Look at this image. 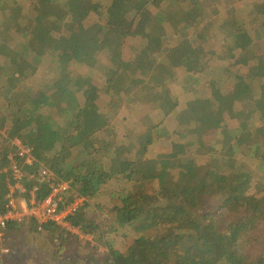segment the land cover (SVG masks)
<instances>
[{"label":"trees","instance_id":"1","mask_svg":"<svg viewBox=\"0 0 264 264\" xmlns=\"http://www.w3.org/2000/svg\"><path fill=\"white\" fill-rule=\"evenodd\" d=\"M236 1L119 0L115 19L103 0L72 1V20L53 26L51 10L65 15L68 0H35V12L17 11V0H0V54L10 53L0 61V209L15 182L2 168L9 164L13 139L29 144L35 158L32 166L22 164L28 172L20 179L25 194L37 185L39 197L45 196L56 180L69 183L67 201L81 195L92 203L111 179L125 186L113 193L119 202L111 206L110 218L105 211L98 214L100 204L86 210L89 202L72 217L93 241L52 225L39 229L34 219H24L3 229L0 258L9 249L18 256L27 235L28 241L39 236L47 248L28 250L34 256L20 264H264V254L248 252L264 223V142L248 144L249 151L226 143L247 131L255 141L253 133L264 126V64L251 59L264 36V0L250 7ZM201 5L203 40L189 42L203 69L183 72L177 68L181 58L172 63L168 56L179 46V34L173 32L168 49L167 31L189 26L187 17ZM35 13L40 17L30 18ZM14 23L17 32L40 44L37 52L45 55L47 68L42 74L37 76L36 64L24 55L12 56L18 44L9 46L15 38L5 25ZM235 26L242 43L224 37ZM40 36L47 41H38ZM65 37L78 43L72 54L60 42ZM129 37L139 39L132 55L116 54ZM239 61L249 69L237 71V83H247L237 91L219 74ZM178 85L180 93L170 91ZM250 90L255 106L242 107ZM221 105L229 106L237 127L223 118ZM80 146L87 159L66 169L62 155ZM164 147L173 156L170 165L160 164L167 156ZM209 199L215 204L208 206ZM122 226L134 227L138 235L117 255L112 233Z\"/></svg>","mask_w":264,"mask_h":264},{"label":"rangeland","instance_id":"2","mask_svg":"<svg viewBox=\"0 0 264 264\" xmlns=\"http://www.w3.org/2000/svg\"><path fill=\"white\" fill-rule=\"evenodd\" d=\"M34 1L33 2V7H30L29 5L31 4L30 1L28 0H17L15 8L17 9V11L22 12L23 10L28 11L29 8L31 11H36V8L34 6ZM72 1H77V4H79L82 0H68V6L64 7V9L66 10V12L64 11L65 15L61 16V14L57 11L51 10V12H53L52 16H55V18H51L50 20V25L53 26H58V24H61L60 22L63 21H67V20H72V8H74L76 5L72 4ZM89 0H84L85 2H88ZM241 0H237L236 3L239 4ZM248 4V6L250 7L251 4L253 3H257L258 0H252V2H250L251 0H244ZM103 2L105 4H107L110 8V17L112 19H115L118 17V14L120 12L121 6H120V2L119 0H103ZM210 1H208L209 3ZM83 3V4H84ZM206 3L205 5H207L206 7H208V5H211ZM82 4V5H83ZM205 5H201L199 7H196L195 11L192 12L191 14H189V16L187 18H189V26H183V25H179L178 29H170L167 31L168 33V37L170 39H167L165 41L166 47H168V49L171 47L172 43H174V41H172V38L175 40V38L173 37V32L177 31V34H179L178 39H177V44H179V46L177 47H172L171 49L174 50H178V52L173 51H169V55H170V59L172 60V63L175 61V59L181 58L180 64L177 65V68L180 69V71H185L186 69L190 68L192 69L191 71L194 70H202L203 66H202V61L198 55V53H196L193 49L191 50V46H190V39H197V40H203V31H201V29L203 30V24H201L202 20L205 19ZM47 11V10H46ZM262 14H264V9H261ZM30 16L32 15V12L30 13ZM23 17H25L24 15H22ZM35 18L30 17L32 19H36L40 17V14L35 13ZM250 19L253 21L252 16L250 15ZM232 17H230L229 19L231 20ZM27 19V18H24ZM33 20H29V23H32ZM197 22L196 25V30L192 29V25L195 26V23ZM24 25H26V23H23ZM20 25V24H19ZM262 26H264V24L262 23ZM22 27V24H21ZM97 28L101 29L102 25H97ZM5 29L10 32L11 34L14 35L13 41H11L9 44V46L13 45L14 43L18 44V47H16L14 54L12 55L15 58H19L22 55H24L27 59V61L31 64H36L38 71H37V76L42 74L47 68L46 65H44L42 63V59H46L45 55H42L40 52H37L40 48V44H36V38H30L29 36L26 37L23 35V33L21 31H16L15 30V23L12 24H6L5 25ZM237 31V26H235V31L234 32H228L225 34L224 37H232L233 36V40L234 43H242L241 38L239 37ZM216 33L215 31H211L210 34H214ZM38 41H47V38L45 37H38ZM137 41H139V39H136L135 37H129L125 43H122V45H118L116 47V54H120L123 53L124 55H132V51H131V47L133 45H135V43H137ZM22 42V43H21ZM62 46L68 50L71 54H72V47H76L78 43L76 42H72L71 38H67L65 37L63 40L60 41ZM35 43V44H34ZM226 43V42H225ZM76 44V45H75ZM261 48H263V52H264V46H262ZM170 49V50H171ZM39 55H38V54ZM4 54V55H3ZM3 54H0V61H7V59H5V57L9 56L10 53L8 52H4ZM51 54V53H50ZM59 55V50L56 53L51 54V56L53 55ZM110 56H113V53H110ZM74 59H79L78 57L74 56ZM233 59H237V58H233ZM251 59H256L258 62V59H260L262 61V64H264V54L263 56L259 53L255 54ZM19 60V59H18ZM187 61L188 63L186 65H184V61ZM182 62V63H181ZM244 62V61H243ZM242 61H239V65L237 66H233L230 67L226 70H224L221 75H222V80H227L230 79L231 80V85L233 87H236L237 91L239 89H241L242 86L247 85V83L243 80L238 81L237 83V71L239 70V68L244 67L243 68V73H246L249 69V67L244 66L242 63ZM184 66V68H183ZM183 69V70H182ZM256 70L255 66H251L250 69V75L253 74V71ZM127 74V71H125L124 73L119 74L118 76L120 78L125 77ZM121 75V76H120ZM130 79V77H129ZM20 78L18 79V85H23L24 86V82H19ZM126 78L124 79L125 82ZM172 80V79H171ZM251 89V87H250ZM170 91L174 92V93H180V87L175 86L172 88L170 87ZM252 92L250 90L249 94L247 97L243 98L241 100V103L244 105L242 107H252L253 105L255 106L254 102V98L252 95ZM135 95V92H134ZM119 105L123 104V100H118ZM214 106L215 102H214ZM150 107V106H149ZM221 114L223 116V118L230 123L231 127H237L239 122L236 120V118L232 115L231 118L229 117L232 113L229 111V106H225V105H221ZM238 116H241V114L237 113ZM37 124V123H35ZM245 136L241 137L240 139H237L238 141H233L231 139H227V144L232 143L236 149H244L249 151L250 148H248V144L251 143H262L264 142V126H262L261 128L257 129L252 136H254V138L256 139L255 141H253V139L251 138V131H247L246 133H244ZM251 140L253 142H251ZM87 153L88 151L83 147H76L73 148L72 150L65 152L62 155V163L64 165V167L66 169H71L74 168L76 165H78L79 163H81L82 161L87 159ZM162 153H164V155H167L166 157H163L160 160V164L161 165H170V163L173 161V156H170L169 154L171 153L170 150L166 147H164L162 149ZM210 159H216L214 157H211ZM147 163H145L146 166L151 164V161H146ZM125 186L124 184H119V182L116 181L115 178L111 179L110 182H108L103 189V194L102 196H100L99 198H97L96 200H92L89 206V212H93L94 210L97 209L96 205L100 204L101 205V210L97 209L98 214H103V212L105 211L104 216L107 218H110V208L113 204L119 202L118 196H113V193H116L117 191L120 192L121 189H123ZM214 200L209 199L208 200V206H212ZM207 207V206H205ZM111 235V234H110ZM112 244L114 245L115 249L114 252L117 255H121L126 248L128 247L129 244L132 243V240L137 237L138 233H136V230L134 227L132 226H122L119 228V230H117V233H112ZM257 235H258V239L253 241V243L250 245L249 247V254H252L254 257H257L260 254H264V223H262L259 228L257 229ZM27 235H22V242L25 243L23 246H21L18 250L19 255H23L25 253V251H23L22 249L25 248L27 246V244L30 246V249L32 251H37V250H41V244L39 243V240H36V238H31L29 241L28 239H26ZM94 240V239H93ZM33 247V248H32ZM37 249V250H36ZM44 249V248H43ZM103 249V248H102ZM104 252V251H102ZM28 254H30L29 256L32 257L34 256L33 253H29L26 252L24 257L26 258L28 256ZM17 264L19 263L18 261H16Z\"/></svg>","mask_w":264,"mask_h":264},{"label":"built area","instance_id":"3","mask_svg":"<svg viewBox=\"0 0 264 264\" xmlns=\"http://www.w3.org/2000/svg\"><path fill=\"white\" fill-rule=\"evenodd\" d=\"M24 153L28 157L34 158L31 147H26ZM43 173H50V176L54 175L48 169H44ZM69 187L70 185L67 182H56L54 180L46 198L39 197L40 187L37 185H34L28 194H25L27 189L22 185L12 188L6 196L7 199L3 207L0 209V238L3 235V229L11 222H21L24 219L32 218L39 225V229L44 224L54 222L87 241H93L94 235L92 233H85L70 219L82 205L80 196L75 197L68 205L63 207V192L67 191Z\"/></svg>","mask_w":264,"mask_h":264},{"label":"crops","instance_id":"4","mask_svg":"<svg viewBox=\"0 0 264 264\" xmlns=\"http://www.w3.org/2000/svg\"><path fill=\"white\" fill-rule=\"evenodd\" d=\"M178 39V38H177ZM175 41V40H174ZM177 42V40H176ZM260 42L258 45L259 46H264V36H262L259 41ZM263 48H260V51L259 53L263 56L264 52L262 50ZM172 51L174 49H171ZM175 52H178V50H174ZM168 56H169V53H168ZM170 61H172L170 59ZM176 61V59H175ZM174 61V62H175ZM182 63V62H181ZM188 62L185 60L184 61V65H186ZM184 68V66H183ZM183 70V69H182ZM219 78L222 79V75L219 74ZM30 143V142H29ZM31 144V143H30ZM26 147H30L29 144L27 143H24L21 139H13L10 143V148L12 149L11 150V153L10 155L8 156V159H9V164L6 166V167H2L3 169H5L6 171L8 172H11L13 175H14V180L15 182L12 184V182L9 184V189L11 190L12 188L16 187L17 185H21L20 184V179L25 175V171L26 173L28 174L27 172V169L25 168V166H22V164L24 163H27L28 165L32 166L33 162L35 161V158H32V157H28L27 154L24 153V150ZM34 157V156H33ZM18 160H21V165H19L17 163ZM50 192V191H49ZM40 195L42 196V194L40 193ZM49 195V193L45 196H42L41 198H46L47 196ZM63 195H64V192H63ZM79 196V195H78ZM75 198V197H74ZM70 201H67L65 198L62 200V204H63V207H65L66 205H68ZM89 202L86 200L85 197L81 196L80 195V203H82V205L80 206V208L76 211L75 215L77 214L78 211H80L84 206L85 204ZM90 204V202H89ZM89 211V207L87 206V209ZM73 215V216H75ZM72 216V217H73ZM72 217L70 218L71 221H72ZM30 220H32L31 218H29L28 220H26V222H30ZM20 223V222H19ZM47 225H52V226H55L58 230H62L64 232H68L70 233L69 231H67L66 229H64L63 227L57 225L56 223L54 222H51V223H47V224H44V226H47ZM36 240H39V243L41 244V247L40 248H47V246L44 245V240L41 239L39 236L38 237H35ZM18 239H16L17 241ZM33 248V247H32ZM19 250V249H18ZM23 251L26 252H29L28 250H30V246L27 244V246L25 248L22 249ZM45 250V249H43ZM19 255L17 256V253L16 251H12V250H7L6 252H2V257L0 258V264H17L16 261H18L20 263H25L28 259V256L25 258L24 255ZM17 256V257H16ZM12 258V259H11ZM11 259V260H10ZM29 264V262L27 263Z\"/></svg>","mask_w":264,"mask_h":264}]
</instances>
